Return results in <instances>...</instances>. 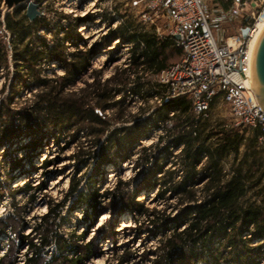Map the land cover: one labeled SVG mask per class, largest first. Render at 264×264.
I'll return each instance as SVG.
<instances>
[{
    "label": "trees",
    "instance_id": "16d2710c",
    "mask_svg": "<svg viewBox=\"0 0 264 264\" xmlns=\"http://www.w3.org/2000/svg\"><path fill=\"white\" fill-rule=\"evenodd\" d=\"M23 10L18 7L4 15V27L13 38L10 53L0 40V70L7 68L8 56L11 55L17 81L25 72L29 88L34 93L17 110L9 109L6 104L0 106V147H7L12 140L24 134L30 136V141L32 135L38 134L41 140L42 129L70 131L72 140L84 133L88 138H94L91 141V147H94L113 121H133L130 126H119L109 132L106 147L101 150L104 156L97 159L94 171L100 164L133 162V147L140 146L137 162L151 166L147 167L148 173L143 174L144 182L156 190L157 197L173 196L177 200L174 209L178 215L171 219L173 231L160 241L155 251L145 252L142 258L149 264H199L206 263L208 256L212 257L214 264L256 262L255 259L258 260L264 253V147L258 142L261 135L259 129L234 127L221 121L212 124L209 111L221 95L215 96L208 109L199 116H195L191 102L183 97L168 100L162 97L160 106L149 105L154 94L165 90L166 86L159 82L158 77L172 67L170 55L178 53L182 59L183 52L172 36L160 37L154 29L144 30L132 19L117 25L100 39L104 45L112 35L131 46L124 66L115 68L103 82L101 71L93 69L91 82L74 88L77 76L88 68L100 48L98 43L88 47L76 30L85 20L94 22L98 15L86 14L85 19L73 17L70 20L68 16L63 17L70 21L67 34L55 39L53 45H48L37 35L45 28L44 20L36 18L29 21ZM99 17L108 22L112 20L105 13ZM72 34L76 41L70 39ZM68 40H72L70 43L75 51L66 54L63 46ZM81 42L82 49L79 46ZM45 62L57 64L63 74L50 78L42 76L37 66ZM125 93L136 95L146 104L131 118L126 112L124 100L116 99L117 96L124 97ZM14 94L15 86H12L10 98ZM150 109L152 113L148 119L157 123L168 122L169 125L163 126L155 143L144 146L138 144L147 138L141 119ZM113 110L115 112L111 116L105 114ZM170 112L173 113L171 116ZM11 116L16 117L19 125H13ZM34 142L32 140L29 146L35 148ZM173 149H178V153L174 154ZM95 156L94 151L81 148L73 155L77 169L63 198L57 202L49 201L39 223L32 227L28 235H20L21 244L28 251L23 264H82L96 255H103L96 242L99 235L109 236L110 231H104L106 226L98 229L87 242H84V235L76 237L72 234L73 240L70 241L58 233L61 211L72 197L76 196L79 202L86 205L83 222H93L98 201L109 198L115 203L125 195L130 185V181L119 180L112 191L98 193L96 190H81L84 176H76ZM228 158L232 161L226 169ZM164 159L171 164L165 170L160 163ZM53 165V161L46 157L41 164L43 174L46 175ZM89 182L93 183V178ZM36 189L25 184L16 192L33 200ZM119 208L133 216L147 218L153 226L162 225L169 219L166 211H149L134 196L127 202L121 199ZM5 224V219L0 218V231ZM138 225L136 233L142 230L140 222ZM251 239L256 240L258 245L249 247ZM52 246L57 251L45 262L46 248ZM63 252L70 253V257L63 256ZM151 255H154L153 259ZM136 256V252L131 253L125 248L117 257L116 264H131Z\"/></svg>",
    "mask_w": 264,
    "mask_h": 264
},
{
    "label": "rangeland",
    "instance_id": "374dc122",
    "mask_svg": "<svg viewBox=\"0 0 264 264\" xmlns=\"http://www.w3.org/2000/svg\"><path fill=\"white\" fill-rule=\"evenodd\" d=\"M41 11L43 12L39 18H42L45 23V28L38 31L37 35L42 37L48 45H53L55 39L63 38L67 34L69 20L73 17H80L85 19L86 14L98 15L95 21L85 20L81 26L86 27V31L81 32L88 45L99 44L100 48L97 54L92 57L89 62L88 68L77 76L74 88L84 86L85 82H91V71L93 69L100 70V79L103 82L107 79L117 67L124 66V58L128 55L127 44H124L114 36L107 38L106 44H101L100 39L106 36L109 31L126 20L132 19L142 27L144 30L154 29L160 37L170 36L172 26L169 20L159 18L153 24L142 22L138 17L137 9L130 7V0H33ZM76 2V5H73ZM94 5L90 6V3ZM25 12V5L22 6ZM208 23L210 25L212 34L218 44H223L228 38L234 37L239 34L240 28L244 24L245 15L233 14L232 5L225 3L223 0H206L203 5ZM1 9V6H0ZM14 9L1 10L0 16V40L7 46L10 53L11 39L13 36L4 27V15L11 13ZM105 13L107 17L111 18V22L107 19L100 18L101 14ZM68 16L69 20L63 17ZM253 23V21H252ZM251 23V25H252ZM73 41L74 35L69 36ZM68 40L64 46V53L69 54L75 51V47ZM35 43L37 41L35 40ZM82 43H79V46ZM102 45V46H101ZM83 46L80 47L82 49ZM104 55L106 59L98 62L99 56ZM9 62L5 70H0V106L6 104L11 110H17L29 100L34 91L29 88V78L27 74L22 73L21 80L17 81L15 75V68L11 61V55L8 56ZM181 60V55L172 53L169 58L170 65L175 66ZM40 74L48 78L54 75H62L63 71L57 64L41 63L39 66ZM160 77V76H159ZM158 77V80H159ZM15 86V94L10 98L11 87ZM116 99H123L126 106V112L131 115L137 114L140 108L146 106L140 98L125 93L124 97L117 96ZM7 100V103L5 101ZM149 105L160 106L163 102H158L156 99L150 98ZM115 110L105 112L107 116H111ZM151 109L142 117V126L145 128L147 138L139 141L138 144L149 146L156 142L157 136L162 133L163 126L168 122H154L153 119H148L151 114ZM171 113V112H170ZM170 115V114H169ZM146 117V119H145ZM209 117L212 124L218 121L225 123V125H235L231 117L229 107L223 102L221 98L215 101V104L209 111ZM13 125H19L16 117H10ZM145 121L143 122V120ZM133 121L115 122L110 125V129L99 137L98 143L91 147V141L94 138H88L86 134L80 133L73 140L71 139L72 132L51 131L49 129L40 130L42 139L39 140L38 134L31 136V141L34 140L32 148L30 144V136L22 135L14 140L7 147H0V218L5 219V225L0 231V264H23L25 255L28 253L27 247L21 244L20 235H28L32 227L39 223V219L43 216L47 209L49 201L57 202L63 198L70 181L73 179V174L77 169L76 161H73V155L79 148L88 151H94V158L88 161V166L83 168L77 174V178L83 177L81 190L87 191L96 190L98 193L105 191H112L116 183L120 181H130V185L125 191V195L121 196L124 202L134 196L135 200L142 203L149 211H166L167 218H169L162 225L153 226L147 222V218L124 211L119 208L121 199L115 203L109 198H103L98 201L96 207L94 221H85L86 205L79 202L77 197H72L67 205L61 211V220L58 222V233L66 240L72 241V234L76 237H84V242L96 235L98 229L106 226L110 231L108 237H101L97 239L98 250L103 252L102 256L96 255L82 264H116L117 257L121 255L124 249H129V252H136V257L133 258L131 264H149L148 260H144L142 255L147 252L155 251L160 241L171 234L174 225V219L178 213L174 209L177 205V200L173 196L165 198L157 197L156 190L149 188V185L144 182L143 174L148 173L147 170L151 166L143 165L137 162L139 158L140 146L133 147L131 161L121 164L113 165L111 163L100 164L98 170L94 171L97 167V159L104 156L101 150L106 147L105 141L109 132L119 126H130ZM169 125V124H168ZM41 141L40 144L36 142ZM144 141V144L141 142ZM136 146V145H135ZM173 153H178V149H173ZM110 153V152H109ZM112 154V152H111ZM53 161V166L48 169L46 175L43 174L41 164L46 159ZM136 161V162H135ZM232 159L226 160V169ZM160 163L164 165V170L170 168L171 164L167 160H161ZM126 165L124 168L123 166ZM148 167V169H147ZM149 171V170H148ZM62 176V180L59 178ZM160 175H157V177ZM93 178V183L88 181ZM58 181L56 185H51L52 182ZM25 184L37 188L34 192V199H30L28 195L21 192H16L17 189L23 187ZM264 186V181L262 182ZM85 191V192H86ZM101 214V215H100ZM102 215L107 216L101 226L97 227L99 219ZM138 222L141 223L142 230L136 233L135 230L139 227ZM100 223V224H101ZM121 224L130 225L129 228H120ZM183 228V227H181ZM104 235V234H103ZM79 241V239H78ZM80 243V242H79ZM81 244V243H80ZM249 247L258 245L256 240L251 239L248 243ZM136 250V251H135ZM54 246L46 248L45 262L48 261L51 255L56 253ZM97 252V251H96ZM63 256L70 257V253L63 252ZM153 259L154 255H151ZM255 259L256 262L249 264H264V253ZM249 259V258H247ZM254 259V258H253ZM151 261V260H150ZM199 264H214L211 256L207 257L206 263ZM220 264H234L229 261Z\"/></svg>",
    "mask_w": 264,
    "mask_h": 264
},
{
    "label": "built area",
    "instance_id": "2783aa9c",
    "mask_svg": "<svg viewBox=\"0 0 264 264\" xmlns=\"http://www.w3.org/2000/svg\"><path fill=\"white\" fill-rule=\"evenodd\" d=\"M205 1H129L130 7L137 9L138 17L144 23L153 25L159 18L166 17L172 26L170 36L183 52L178 64L160 74L159 82L166 86L165 90L152 97L158 102L162 97L166 100L183 97L191 102L195 116H199L208 109L215 96L221 95L235 125L246 129L258 128L261 133L258 142L264 147V109L256 100L249 65L251 45L257 35L259 19L264 15V0H223L232 5L233 14L245 15L244 20L253 21L245 37L241 35L242 27L238 35L228 38L223 44H218L212 34L203 8ZM38 10L42 15L41 8ZM78 29L77 33L82 35ZM126 47L128 51L131 48L129 44Z\"/></svg>",
    "mask_w": 264,
    "mask_h": 264
},
{
    "label": "water",
    "instance_id": "95a60500",
    "mask_svg": "<svg viewBox=\"0 0 264 264\" xmlns=\"http://www.w3.org/2000/svg\"><path fill=\"white\" fill-rule=\"evenodd\" d=\"M25 5V16L29 21L40 17L38 5L33 0H1V10L4 12ZM248 28L241 29L242 37L247 35ZM112 39L111 41L115 40ZM250 79L257 102L264 109V26L258 34L250 57Z\"/></svg>",
    "mask_w": 264,
    "mask_h": 264
},
{
    "label": "bare ground",
    "instance_id": "6f19581e",
    "mask_svg": "<svg viewBox=\"0 0 264 264\" xmlns=\"http://www.w3.org/2000/svg\"><path fill=\"white\" fill-rule=\"evenodd\" d=\"M73 5H76V2H75ZM91 5H94V3H93V2L90 3V6H91ZM263 26H264V15H262V17L259 19L258 30H257V35H256V37H255V40H256L258 34L260 33V31L262 30ZM84 31H86V27H85V26H81V27L78 29V32H79V33L84 32ZM255 40H254V42H255ZM254 42H253L252 45H251V53H252V49H253ZM99 57H100V58L97 59L98 62H100V61H104V60L106 59V57H105L104 55H101V56H99ZM251 85H252V82H251ZM252 87H253V86H252ZM141 144H144V141H142ZM123 167L125 168L126 165H124ZM59 180H62V176L59 178ZM57 183H58V181H55V182H52L51 185H56ZM106 218H107V216L102 215V216L100 217V219H99V223L97 224V227L100 226V225H101L100 223L103 222ZM127 227H130V225L121 224V226H120V228H122V229H125V228H127Z\"/></svg>",
    "mask_w": 264,
    "mask_h": 264
},
{
    "label": "flooded vegetation",
    "instance_id": "af4514ba",
    "mask_svg": "<svg viewBox=\"0 0 264 264\" xmlns=\"http://www.w3.org/2000/svg\"><path fill=\"white\" fill-rule=\"evenodd\" d=\"M249 23H251V20H245L242 27L243 28H249V26H250Z\"/></svg>",
    "mask_w": 264,
    "mask_h": 264
}]
</instances>
